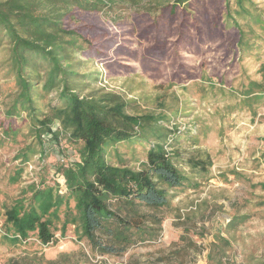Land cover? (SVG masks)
I'll return each mask as SVG.
<instances>
[{"label": "trees", "instance_id": "obj_1", "mask_svg": "<svg viewBox=\"0 0 264 264\" xmlns=\"http://www.w3.org/2000/svg\"><path fill=\"white\" fill-rule=\"evenodd\" d=\"M258 5L254 0H0V94L8 99L0 114V190L5 189L0 191L1 244L15 247L34 237L43 246L55 245L57 233L65 237L73 228L77 241L90 250V255L80 249L51 260L26 254L6 264H90L98 256L122 258L133 248L158 243L170 214L184 225L200 213L208 202L186 213L173 204L177 190L197 186L192 169L208 165L198 153L189 158L191 172L178 161L175 143L181 132L176 125L169 127L179 111L176 94L169 110L164 97H157L151 111L128 99L131 88L85 94L77 54L108 61L111 71L122 74L134 68L109 51H129L128 60H142L147 72L158 71L149 70L156 69L154 62L172 60L175 78L190 74L181 53L206 55L212 48L205 46L214 43L216 50L231 51L243 64L261 56L264 48V10ZM124 10L146 12L147 19L136 23L142 26L137 42L152 39L142 53L109 28L76 21ZM260 73L264 75V65ZM248 79L240 80L238 93L246 99L256 91L257 97L264 96V76L262 82ZM68 150L74 160L64 159ZM56 151L63 156L51 162ZM36 162L32 181H23L27 166ZM59 176L64 188L56 181ZM257 187L264 190L263 184ZM255 207L261 208L255 214L264 220V201ZM253 215L232 217L226 237L213 234L205 248L207 264H235L231 232ZM183 230L178 248L159 262L174 264L175 256L184 264L191 250L201 251L191 228Z\"/></svg>", "mask_w": 264, "mask_h": 264}, {"label": "rangeland", "instance_id": "obj_2", "mask_svg": "<svg viewBox=\"0 0 264 264\" xmlns=\"http://www.w3.org/2000/svg\"><path fill=\"white\" fill-rule=\"evenodd\" d=\"M254 1L256 6L259 4L264 10V0ZM124 11L91 14L85 18L77 17L76 21L95 22L109 28L112 33L117 34L118 40L129 39L132 42L131 48L142 53L152 39L138 43L136 35L142 26L137 27L136 23L147 19L146 12ZM76 21L74 23H77ZM205 47L212 48L206 55L190 51L181 53L183 59L180 61L189 66L190 74L175 78L173 74L177 66L172 60L160 62L159 65L154 62L156 69L149 70L158 71L147 72L142 60H128L126 54H129V51H124L125 54L109 51L111 56L119 58L121 64L134 68L130 73L122 74L121 71H111L107 66L108 61L77 54V60L82 62L79 68L83 76L82 83L87 86L85 94L91 89L105 88L108 91L124 93L131 88L128 99L135 101L144 111H151L155 109L153 101L157 97H164L166 110H169L167 106L174 103L171 95L175 93L179 98L176 103L179 111L177 116L173 115L169 127L176 125L181 132L175 143V148H180L181 153L178 161L187 172L192 169L188 166L189 158L197 153L208 163L205 169H192L197 173L196 178L194 177L196 187L180 189L175 193L173 204L185 213L194 208L195 204L208 202L201 205L200 213L192 217L191 222L182 225V221L172 213L164 223L163 234L158 243L138 246L118 259L98 256L90 264H101V261L104 264H167L159 262V259L178 248L175 244H179L185 227L191 228L190 236L201 251L191 250V255L186 258L184 264H207L205 248L212 240L213 234L222 233L226 237L224 229L227 223L235 215L243 214L254 215L247 223L231 232L234 240L232 261L234 259L235 264L264 262V220L255 214L261 210L255 205L264 201V190L257 187L259 184L264 185V99L260 100L264 96L257 97L259 93L256 91L246 99L238 93L241 79L246 83L249 82L248 78L262 82L264 75L260 70L264 65V48L261 56L246 58L244 63L240 64L237 55L231 51L229 55L223 50L218 51L214 43ZM6 95L0 94V114L8 101ZM194 136L197 139H192ZM48 145L57 150L56 144ZM62 156V153L56 151V155L50 160L54 162ZM66 158L74 160L71 150L65 154L64 159ZM37 162L27 166L23 181H32L34 170L38 168ZM51 173L54 174L55 170L52 169ZM56 181L62 188L65 187L60 176L56 177ZM4 190L3 188L0 191L3 193ZM2 193L0 229L3 222ZM56 237L58 242L55 245L43 246L36 238L31 237L15 247L2 245L0 238V264H6L11 258L25 257L26 254H38L51 260L61 253L83 249L90 255L87 244L77 241L73 228L65 237L60 233H57ZM252 258H255V261ZM173 259L171 263L180 264V260L175 259V256Z\"/></svg>", "mask_w": 264, "mask_h": 264}]
</instances>
